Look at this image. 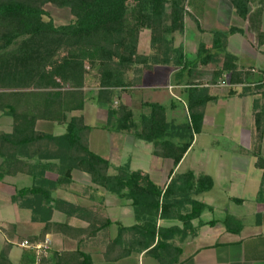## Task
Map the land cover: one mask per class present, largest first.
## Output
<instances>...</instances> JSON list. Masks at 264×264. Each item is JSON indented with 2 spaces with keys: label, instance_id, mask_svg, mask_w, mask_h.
<instances>
[{
  "label": "trees",
  "instance_id": "obj_1",
  "mask_svg": "<svg viewBox=\"0 0 264 264\" xmlns=\"http://www.w3.org/2000/svg\"><path fill=\"white\" fill-rule=\"evenodd\" d=\"M241 20H247L251 0H229ZM189 0H0V111L12 117L13 129L0 131V154L3 165L0 177L20 173L30 175L33 185L17 189L11 196L13 203L30 209L33 220L44 223L32 242L45 240L52 228L63 230L65 223L51 221L44 208L53 200V191L72 182L75 169L91 175L93 183L121 198L131 200L142 238L140 246L156 257L161 264H180L181 249L172 240L196 236L205 222L202 214L213 206L200 201L197 195L214 187L211 175L188 171L174 174L166 187L157 185L150 175L131 170L129 164L116 167L95 156L89 147L93 126L83 114L89 99L87 88L94 85V101L107 111V120L101 128L109 132L130 133L135 138L153 143L154 155L173 160L177 167L190 149L195 135L202 132L205 108L211 96L205 86L191 83L188 90L189 119L184 124L171 123L166 107L146 101L148 112L137 116L122 101L115 103L116 91L135 84L128 79L130 72L141 77L157 65L174 63L190 66L184 47L174 45V34L184 33ZM68 8L72 20L57 25L47 6ZM151 31L152 53H139L140 34ZM242 31L232 27L228 32L215 30L213 45L223 51L224 62L216 71V81L225 72H237L236 56L226 51L228 34ZM264 40V34H260ZM218 54H207V45L201 44L197 63L207 65ZM90 66L96 67V71ZM230 81L234 82L231 77ZM50 121L65 126L63 134H52L37 128L39 121ZM253 152L256 168L262 171L258 200L264 202V129L258 125ZM55 179L48 178V172ZM242 202V199L232 198ZM184 208L189 210L184 212ZM162 219L178 220L182 226H158ZM198 220V226L193 221ZM104 226L111 220L105 219ZM226 230L239 233L243 222L233 214L223 220ZM117 242L128 227L120 224ZM0 229L13 236L16 225L0 222ZM12 231H9V230ZM174 252L177 257L173 258ZM34 253V252H33ZM58 256V255H57ZM36 261V254L34 253ZM48 258H43L46 264ZM59 262V263H58ZM58 264H93L85 252H64ZM0 264H15L0 250ZM35 264V263H34Z\"/></svg>",
  "mask_w": 264,
  "mask_h": 264
},
{
  "label": "crops",
  "instance_id": "obj_2",
  "mask_svg": "<svg viewBox=\"0 0 264 264\" xmlns=\"http://www.w3.org/2000/svg\"><path fill=\"white\" fill-rule=\"evenodd\" d=\"M187 11L185 31L184 33L174 34V45L176 47H184V53L190 61V66H175L174 63L161 64L144 72L145 74L143 77L141 76L142 78L136 77L134 73L130 72L128 79L135 78V84L126 89H118L116 91L117 99L115 103H118V101L124 102L134 110L137 116L142 112H148V109L143 107V103L146 101H156L145 99L137 91H140L145 84L149 85L148 88L158 87V84L150 85L148 81L143 80L144 77L149 76L157 69H166L170 79L168 85L170 95L177 96V99L184 103L187 110L188 90L192 85L191 83H195L201 87L205 86L208 93L211 96H216L217 100L207 104L202 132L195 135L190 149L197 141L198 135L206 131L207 126L213 127L216 124L225 127L228 123L226 116L229 110L232 108L241 111L248 110L247 119L242 118L233 121L235 124L233 135L236 144L234 145L235 148H231L230 146L229 150L231 155L235 157H250V165L245 162V164H242V161H238V164L235 161L230 170L236 174H245L243 184H239L238 186L249 188L251 181L255 183V186L252 184V187H255L256 192V204L253 210V213L257 216L256 219L246 222L244 215H242L243 217L235 215L243 222V229L239 233L226 230L223 220L213 219L217 223L215 225L206 224L201 226L198 228L196 236L182 240L179 235H176L172 242L176 247L181 249L180 264H264V202L258 200L262 171L255 166L256 156L253 152L257 114L259 119L258 125L264 129V40L261 41L259 37L261 33L264 34V0H251L247 20H241L237 16L235 8L229 0H189ZM189 20H193L198 24V38L195 44L192 43L193 45L186 39ZM232 27L241 28L242 30L228 34L225 38L226 51L236 56L237 72L233 76L231 72H225L216 81V71L222 68L224 56L223 51L213 45V32L215 30L228 32ZM145 30L140 34L138 50L141 54L149 55L152 53L151 33L148 37L149 49H145L143 52L140 51L141 37ZM203 43L207 45V54H218L207 65L197 63L196 61L200 45ZM231 77L234 78V82L230 81ZM220 80L224 81V84H219ZM93 88H95L94 85L90 89L87 88L89 90V99H87L85 108L89 103L93 106L95 105V117L100 116V122L98 123L95 119L89 123L84 114L85 109L75 114H83L86 123L93 126L89 135L90 150L95 156L108 159L112 163L110 173L115 174L116 167L129 164L128 162L122 163L120 161L122 159L121 155L115 154L119 142H131L132 139L137 138L130 133L109 132L101 128L107 120V111L99 107L94 101L93 96L96 95L97 91ZM174 89H176L177 94L174 92ZM170 106L174 108L175 103L172 102ZM188 119L189 115L187 113V122ZM168 120L170 121L169 118ZM56 124L41 120L38 122L37 128L52 134H62L51 131ZM174 124L180 125L179 123ZM12 129V117L0 111V131L9 133ZM261 145L262 154L264 155V135ZM2 165L3 157L0 154V167ZM129 166L131 170H141L148 173L151 179L161 187L168 185L178 167H174L173 160L172 169H167L165 172L158 167H152L149 171L142 168L134 169L130 164ZM190 171L195 173L194 170ZM171 172L174 173L171 175ZM47 176L52 179L57 177L50 171L47 173ZM211 176L214 182H216L215 177ZM225 180L232 185L236 177L228 175V177H225ZM28 182H31L30 185H27ZM33 183V178L23 173L15 176L5 175L0 177V210L2 207L4 208L8 205H14L17 213H19L20 209H24L13 203L11 196L16 193L17 189L31 186ZM53 198L55 200L51 201L44 208V211L48 213L51 221L65 223L68 226H65L60 231L56 227H53L51 233L47 234L46 238L50 239V247L47 255L48 262L46 264H58L57 260L59 261L60 254L75 252L77 250L90 255L93 264H161L155 256L147 253L148 249H142L140 246L141 239L139 238L142 237L141 234L139 235L141 232L134 228L137 224V219L131 200L121 198L93 183L90 174L78 169L73 170L72 182L55 189L53 191ZM235 198L242 199V202L237 201L238 203L242 205L245 203V198ZM183 210L185 212L189 208H184ZM106 218L111 220V224L105 227ZM25 220L33 223L36 222L39 225V230L32 232L28 236L38 235L44 227L43 222L33 220V214L30 209ZM23 221L24 218L20 217H18L16 222L0 219V222L16 225V231L13 236L19 234V227ZM203 221L209 222L211 220ZM198 222L197 219L194 220V226H198ZM119 223L128 227L129 231L124 232L122 239L117 242L120 231ZM158 226L171 228L173 226H182V222L162 219L158 221ZM10 231L12 230L10 229ZM0 234L3 237L6 235V238L8 236L12 237L9 232L5 233L1 229ZM174 257H177L175 252L173 254Z\"/></svg>",
  "mask_w": 264,
  "mask_h": 264
},
{
  "label": "rangeland",
  "instance_id": "obj_3",
  "mask_svg": "<svg viewBox=\"0 0 264 264\" xmlns=\"http://www.w3.org/2000/svg\"><path fill=\"white\" fill-rule=\"evenodd\" d=\"M47 9L57 24L69 23L72 20V16L68 8H56L49 5L47 6ZM197 30V22L189 20L186 31V39L189 40L190 44H195V42H197ZM150 33L151 31L146 29L142 34L140 44L141 52L145 51V49H149L150 47V44L148 43V37ZM90 67L92 70L96 69V67ZM168 76L169 75L167 74L165 68L157 69L149 76L144 77L143 80L146 82L148 81L150 85L158 84V87L148 88L149 85L147 86L145 84L147 87L143 85V88L137 92H140L142 97L144 96V98L147 100L164 104L167 107L168 118L170 119L171 123L184 124L187 122L188 110L185 109L184 103L177 99V96L170 95L168 91L170 79ZM174 92L177 94L176 89H174ZM172 102L175 103L174 108L170 106ZM94 106L89 103L84 110V114L89 123L95 119L98 123L100 122V116L95 117L94 110L96 109ZM247 114V109L241 111L239 109L235 110L232 108L227 112L226 117L228 123L225 127L216 124L213 127L207 126L206 131L198 135L197 141L193 144L185 159L176 169L177 174H184L190 170H194L197 174L204 172L215 177L216 182L213 189L196 196L198 200L214 206L213 210H206L202 214V220H224L229 213L241 216L244 215L246 222L255 220L257 217L253 213L256 204V192L255 187H252V184L255 186V183L251 181L249 188L238 186L239 184H243L245 174H236L234 171L230 170L235 161L236 163H238V161H242V164L246 163L250 165V157H235L234 155H231L229 150L230 146L231 148H235L234 145L236 144L233 135V129L235 127L233 121L242 118L247 119ZM51 131L53 133L63 134L65 132V126L56 124V126L53 127ZM255 132L257 133V126ZM118 145L119 146L115 150V154L121 155L122 159L120 161L122 163L128 162L134 169L142 168L150 171L152 167H158L161 168L163 172H165L167 169H172V160L169 158L166 159L155 156L153 154V143L147 142L145 140L132 139L131 142H119ZM228 175H233L236 177L234 184L231 185L225 180V177H228ZM30 183L31 182H28L27 185H30ZM235 197L245 198V203L242 205L236 200L232 199ZM16 210L17 209L14 205H8L4 208L2 207L0 210V219L16 222L18 217L24 218V221L20 224L18 235L12 237L8 236L6 238V235L3 237L2 234H0V250L5 251L15 264H34L35 252L33 253L31 249L23 247L22 242L26 239H29V234L38 231L39 225L36 222L33 223L31 221L25 220V217H27L29 214V209H20L19 213H17ZM47 255L41 257L42 260L43 258H46Z\"/></svg>",
  "mask_w": 264,
  "mask_h": 264
},
{
  "label": "built area",
  "instance_id": "obj_4",
  "mask_svg": "<svg viewBox=\"0 0 264 264\" xmlns=\"http://www.w3.org/2000/svg\"><path fill=\"white\" fill-rule=\"evenodd\" d=\"M254 70V69H253ZM219 84H224V81H219ZM22 246L25 248L31 249L36 254L35 264H41V257L47 255L50 247V239L47 237L41 242H32L29 239H26L22 242Z\"/></svg>",
  "mask_w": 264,
  "mask_h": 264
}]
</instances>
